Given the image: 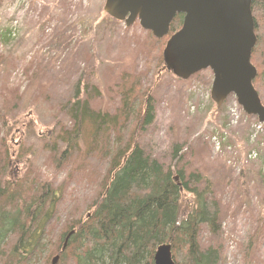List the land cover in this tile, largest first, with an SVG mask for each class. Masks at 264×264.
Wrapping results in <instances>:
<instances>
[{"label": "rangeland", "instance_id": "374dc122", "mask_svg": "<svg viewBox=\"0 0 264 264\" xmlns=\"http://www.w3.org/2000/svg\"><path fill=\"white\" fill-rule=\"evenodd\" d=\"M105 3L106 0H0V111L4 99L10 111L7 119L0 118V152L5 151L4 143L7 156L16 158L9 160L7 180L21 179L31 171L43 183L47 179L64 182L72 171L67 170L70 166L65 161L58 168L66 146L55 138L71 124L57 103L80 83L84 98L86 85L92 91L88 97L95 110L114 112L119 98L112 89L119 77L143 73L150 66L147 81L156 89L157 102L155 125L146 131V149L172 167L169 145L188 144L181 162L187 179L198 176L199 181L210 184L211 191L217 184L230 187L222 198L221 235L212 233L213 236L204 229L202 236L215 247L222 244L226 252L221 254L220 264H264V132L258 131L257 119L246 115L234 96L218 109L211 98L210 71L189 83H179L172 73L156 67V57L153 54L148 58L145 50L152 34L139 23L127 28L124 23L112 22L104 12ZM93 90H98L100 96ZM169 90L175 94H169ZM180 99L181 108L177 104ZM234 112L238 115L236 121ZM214 138L221 144L220 151L216 150ZM52 146L59 150L56 156ZM253 154L257 157L252 158ZM103 165L95 181L109 167L104 162L93 164L100 168ZM84 176L88 177L86 172L76 176L79 187L70 186L74 193H69L77 199L91 198L93 193ZM60 193L62 198L66 196ZM190 200L189 195L184 196V209ZM72 206L73 200L61 206L56 227L62 226L65 211ZM57 233L55 230L48 238L45 236L44 243L55 240ZM258 233H263L261 241ZM48 250H44L42 258ZM248 256L251 259L246 263Z\"/></svg>", "mask_w": 264, "mask_h": 264}, {"label": "trees", "instance_id": "16d2710c", "mask_svg": "<svg viewBox=\"0 0 264 264\" xmlns=\"http://www.w3.org/2000/svg\"><path fill=\"white\" fill-rule=\"evenodd\" d=\"M252 14L258 39L252 52V64L258 71L254 87L264 105V0H253ZM182 23L183 17L177 16L169 36L149 39L145 50L148 58L153 54L156 57V67L166 71L164 49ZM149 70L150 66L143 73L119 77L112 89L119 98L114 112L95 110L88 97L92 91L86 85L84 98L80 83L57 103L71 124L55 138L66 146L58 168L65 161L70 166L67 170L72 171L64 182L47 179L43 183L31 171L21 179L7 180L9 160L16 158H9L6 144H2L5 151L0 152V264H49L54 257H59L58 264H154L156 250L164 244L172 247L176 264L221 263V254L226 252L222 244L215 247L202 232L207 229L213 236L221 235L222 198L230 187L217 184L211 191L210 184L199 181L198 176L187 179L181 162L188 144L169 145L172 167L146 149V131L155 125L157 102L156 89L147 81ZM93 91L100 96L98 90ZM181 102L182 99L177 102L180 108ZM8 107L4 99L2 120L7 119ZM51 152L56 156L59 150L52 146ZM81 159L83 162L79 163ZM97 162L107 163L109 168L95 181L93 178L104 169V165L94 167ZM81 172L88 175L84 177L92 188L91 198L77 199L69 193H74L72 184L79 187L76 176ZM60 192L66 196L62 198ZM186 195L191 200L184 209L182 199ZM72 200L64 223L56 227L61 206ZM55 230L56 239L45 244V236L48 238ZM73 232L63 250L66 238ZM257 236L259 241L263 239V233ZM208 244L211 246L203 247ZM45 249L49 250L42 258ZM250 259L248 256L246 263Z\"/></svg>", "mask_w": 264, "mask_h": 264}, {"label": "water", "instance_id": "95a60500", "mask_svg": "<svg viewBox=\"0 0 264 264\" xmlns=\"http://www.w3.org/2000/svg\"><path fill=\"white\" fill-rule=\"evenodd\" d=\"M253 0H106L104 12L111 21L151 32L157 40L170 33L177 16L182 28L166 44L165 69L177 79L189 81L210 70L213 74L212 101L220 109L233 95L246 115L264 124V105L254 81L258 76L252 64L257 45L252 14ZM70 233L65 240L66 249ZM155 264H176L169 245H160ZM59 257L52 264H58Z\"/></svg>", "mask_w": 264, "mask_h": 264}, {"label": "built area", "instance_id": "2783aa9c", "mask_svg": "<svg viewBox=\"0 0 264 264\" xmlns=\"http://www.w3.org/2000/svg\"><path fill=\"white\" fill-rule=\"evenodd\" d=\"M235 112H236V111H235ZM235 112H234V114H235V115H234V120L236 121V120H238V115H237V113H235ZM258 131H259V132H264V127L261 126V125H259V126H258ZM213 143H215L216 150H217V151H220L221 144H220L218 138H214V139H213ZM251 157H252V158H256L257 155H256V154H253V155H251Z\"/></svg>", "mask_w": 264, "mask_h": 264}, {"label": "bare ground", "instance_id": "6f19581e", "mask_svg": "<svg viewBox=\"0 0 264 264\" xmlns=\"http://www.w3.org/2000/svg\"><path fill=\"white\" fill-rule=\"evenodd\" d=\"M148 36V35H147ZM124 39V38H123ZM139 42V41H138ZM262 82V81H261ZM182 185V184H181ZM247 216V215H246ZM248 219V218H247ZM170 246V245H169ZM171 247V246H170ZM171 250H172V247H171ZM155 258V257H154ZM154 264H155V259H154Z\"/></svg>", "mask_w": 264, "mask_h": 264}]
</instances>
